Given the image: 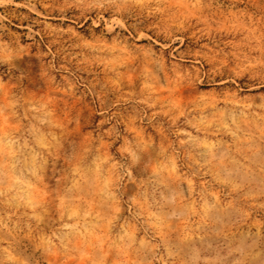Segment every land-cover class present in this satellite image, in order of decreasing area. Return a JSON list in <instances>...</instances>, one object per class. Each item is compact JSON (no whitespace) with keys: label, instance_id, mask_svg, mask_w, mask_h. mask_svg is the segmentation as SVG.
I'll list each match as a JSON object with an SVG mask.
<instances>
[{"label":"rangeland","instance_id":"374dc122","mask_svg":"<svg viewBox=\"0 0 264 264\" xmlns=\"http://www.w3.org/2000/svg\"><path fill=\"white\" fill-rule=\"evenodd\" d=\"M0 264H98L95 0H0Z\"/></svg>","mask_w":264,"mask_h":264}]
</instances>
